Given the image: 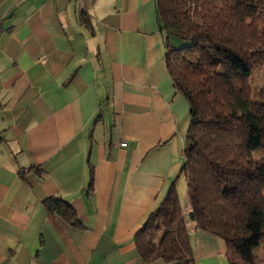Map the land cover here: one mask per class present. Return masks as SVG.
I'll use <instances>...</instances> for the list:
<instances>
[{"label": "crops", "instance_id": "crops-1", "mask_svg": "<svg viewBox=\"0 0 264 264\" xmlns=\"http://www.w3.org/2000/svg\"><path fill=\"white\" fill-rule=\"evenodd\" d=\"M164 54L155 0H0V264H165L134 244L183 194L188 104ZM186 228L198 264H228L222 239Z\"/></svg>", "mask_w": 264, "mask_h": 264}, {"label": "trees", "instance_id": "trees-1", "mask_svg": "<svg viewBox=\"0 0 264 264\" xmlns=\"http://www.w3.org/2000/svg\"><path fill=\"white\" fill-rule=\"evenodd\" d=\"M164 63L175 94L188 104L180 176L134 236L144 263L198 264L186 217L222 239L228 264H264V102L251 76L264 72V0H155ZM175 37L186 45L173 47ZM23 171H20V175ZM44 207L72 227L80 222L61 198ZM188 208L187 215L184 211Z\"/></svg>", "mask_w": 264, "mask_h": 264}, {"label": "rangeland", "instance_id": "rangeland-1", "mask_svg": "<svg viewBox=\"0 0 264 264\" xmlns=\"http://www.w3.org/2000/svg\"><path fill=\"white\" fill-rule=\"evenodd\" d=\"M170 42L173 47H179V46L186 45L185 42H182L175 37H171ZM251 86L253 90L254 99L258 102H264V72L263 70L260 69V70L253 71L252 76H251ZM263 157H264V154L262 152L253 155V158L256 161L262 160ZM182 181L183 182L180 181L179 186H182V183H183V186H182L183 194L180 196L179 194L180 192H179L178 195H179V199L182 204V207H183L185 204L184 202L186 200V182H184L185 180H182Z\"/></svg>", "mask_w": 264, "mask_h": 264}, {"label": "built area", "instance_id": "built-area-1", "mask_svg": "<svg viewBox=\"0 0 264 264\" xmlns=\"http://www.w3.org/2000/svg\"><path fill=\"white\" fill-rule=\"evenodd\" d=\"M120 146H122V147H125V146H126V144H125V143H122Z\"/></svg>", "mask_w": 264, "mask_h": 264}]
</instances>
